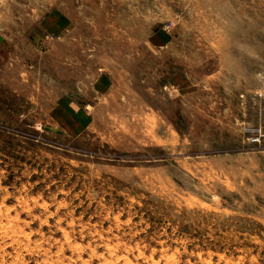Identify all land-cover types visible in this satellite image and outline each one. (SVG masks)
<instances>
[{
  "label": "rangeland",
  "instance_id": "374dc122",
  "mask_svg": "<svg viewBox=\"0 0 264 264\" xmlns=\"http://www.w3.org/2000/svg\"><path fill=\"white\" fill-rule=\"evenodd\" d=\"M0 26V264H264V0H2Z\"/></svg>",
  "mask_w": 264,
  "mask_h": 264
},
{
  "label": "crops",
  "instance_id": "0c3cea01",
  "mask_svg": "<svg viewBox=\"0 0 264 264\" xmlns=\"http://www.w3.org/2000/svg\"><path fill=\"white\" fill-rule=\"evenodd\" d=\"M2 1V0H0ZM71 23V18L67 12H64L55 5L48 9L41 17L40 25L47 33V35H59V33L66 31ZM4 29L0 26V65L4 63L7 57H10V49L8 43L10 38L4 33Z\"/></svg>",
  "mask_w": 264,
  "mask_h": 264
},
{
  "label": "bare ground",
  "instance_id": "6f19581e",
  "mask_svg": "<svg viewBox=\"0 0 264 264\" xmlns=\"http://www.w3.org/2000/svg\"><path fill=\"white\" fill-rule=\"evenodd\" d=\"M9 234H10V233H9ZM9 234H8V235H9ZM18 236H19V235H18Z\"/></svg>",
  "mask_w": 264,
  "mask_h": 264
}]
</instances>
